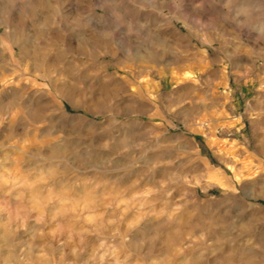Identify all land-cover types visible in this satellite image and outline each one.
<instances>
[{"label":"rangeland","instance_id":"1","mask_svg":"<svg viewBox=\"0 0 264 264\" xmlns=\"http://www.w3.org/2000/svg\"><path fill=\"white\" fill-rule=\"evenodd\" d=\"M0 264H264V0H0Z\"/></svg>","mask_w":264,"mask_h":264}]
</instances>
